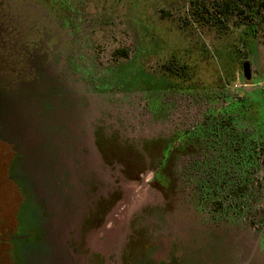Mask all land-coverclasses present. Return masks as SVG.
Listing matches in <instances>:
<instances>
[{"label":"rangeland","instance_id":"374dc122","mask_svg":"<svg viewBox=\"0 0 264 264\" xmlns=\"http://www.w3.org/2000/svg\"><path fill=\"white\" fill-rule=\"evenodd\" d=\"M188 15L186 0H0V264H264V161L232 194L252 166L206 123L224 92H251L234 138L264 148V37Z\"/></svg>","mask_w":264,"mask_h":264},{"label":"trees","instance_id":"16d2710c","mask_svg":"<svg viewBox=\"0 0 264 264\" xmlns=\"http://www.w3.org/2000/svg\"><path fill=\"white\" fill-rule=\"evenodd\" d=\"M186 7L187 12H189L188 16L195 22L199 21L219 29L221 26H225L226 22L234 21L235 26H237L236 28H246L247 34L251 37L255 39L260 37V35L264 37V34L262 35L260 33L264 32V0H186ZM118 54L121 57L127 56L126 51H118ZM186 68L185 65H177L174 60L169 61L164 66L170 78H180L181 80H186V78L183 77V75H185V71L183 70H187ZM226 77L227 80H225ZM234 80V75L229 78L228 76L224 77L219 74L216 84L219 87L221 86L220 89H222V85L225 84V81L231 83ZM241 81L243 82L244 80L242 79ZM225 93L226 92H224L223 99L224 102L228 104V107L222 108L219 111H214V109L209 110L207 114L208 121L206 123L210 126L213 124L212 121H215L216 123L214 126L217 130L215 135L219 136L218 131L222 130L223 134H226L232 141V146L236 147L234 151L236 155L241 158V163L244 164V161H248V164L252 166V170L249 168L247 170L245 169V178L241 180L240 183H236L233 189L230 190L232 194L239 197L240 194H243L251 188L248 184L251 183V177L253 176L254 170L257 169L255 167L264 161V148L258 140L251 138L250 135L246 133L239 135L238 140L234 138L235 127L232 124L230 113L234 111L233 109L236 110L240 107L245 111L247 109V104H249V99H251V92L245 93L242 99H235V95ZM203 126H205V124H197L192 131H187V133L181 135L179 139L181 140L186 137L188 138V136H192V134H195V131H201ZM171 147V143H169L163 152L162 161L166 162L168 159L170 150L172 149ZM215 196L217 197L218 194H215ZM213 204L216 208L221 206V202L218 199L214 200Z\"/></svg>","mask_w":264,"mask_h":264},{"label":"water","instance_id":"95a60500","mask_svg":"<svg viewBox=\"0 0 264 264\" xmlns=\"http://www.w3.org/2000/svg\"><path fill=\"white\" fill-rule=\"evenodd\" d=\"M242 78L245 82H248L251 80V67L248 62H244L242 64ZM125 202H127V200ZM108 221L114 222L115 220L113 218H109ZM101 231L103 232L104 236H107L110 233V230L106 228H102ZM90 245L95 250H101L103 249L105 243L97 240L96 238H92Z\"/></svg>","mask_w":264,"mask_h":264},{"label":"flooded vegetation","instance_id":"af4514ba","mask_svg":"<svg viewBox=\"0 0 264 264\" xmlns=\"http://www.w3.org/2000/svg\"><path fill=\"white\" fill-rule=\"evenodd\" d=\"M179 137H180V136H179ZM178 139H179V138H178ZM164 158H165V157H164ZM163 162H164V161H161V164H162ZM108 219H109V218H106V219L104 220V224L107 223V222H109ZM111 222H112V221H111Z\"/></svg>","mask_w":264,"mask_h":264}]
</instances>
